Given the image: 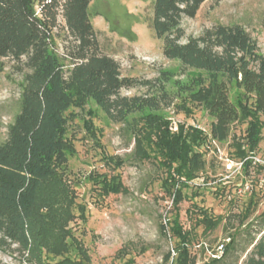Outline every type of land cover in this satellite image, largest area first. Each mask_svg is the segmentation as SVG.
<instances>
[{
	"label": "trees",
	"instance_id": "16d2710c",
	"mask_svg": "<svg viewBox=\"0 0 264 264\" xmlns=\"http://www.w3.org/2000/svg\"><path fill=\"white\" fill-rule=\"evenodd\" d=\"M92 1L0 0V57L13 59L23 73L20 111L0 143V248L28 254L31 264H83L69 256L73 243L82 259L89 260L68 228L74 219L85 218V209L59 173L74 152L66 136L73 110L85 112L94 103L111 121L122 123L136 137L134 155L157 160L167 172L176 205L184 198L183 188L206 170L213 139L225 143L236 123H246L244 144L249 148L235 144L245 159L246 149L255 151L263 127L257 114L264 111V52L257 41L239 24H218L182 43L183 18L195 17L206 0H154L151 25L164 42L165 57L180 61L184 74L197 72L187 82H178L179 94L199 100L211 124L209 132L184 124L173 131L168 119L152 115L148 126L136 131L133 114L157 112L162 103L174 102L166 89L171 78L162 72L164 81L159 82L157 94L122 95L123 89L153 85L122 75L120 63L101 52L91 19ZM86 125L96 133L91 120ZM251 163L248 158L244 165ZM100 183L106 194L121 189L120 182ZM201 213L199 224L205 230L216 229L224 218L203 208ZM171 223V227L161 224L160 229L181 243L172 264H195L188 248L190 233L183 230L178 214ZM228 238L223 256L204 264H238L239 250L245 255L242 264H264V211ZM171 258L168 252L166 261Z\"/></svg>",
	"mask_w": 264,
	"mask_h": 264
},
{
	"label": "rangeland",
	"instance_id": "374dc122",
	"mask_svg": "<svg viewBox=\"0 0 264 264\" xmlns=\"http://www.w3.org/2000/svg\"><path fill=\"white\" fill-rule=\"evenodd\" d=\"M153 1L93 0L90 13L101 52L120 63L122 75L153 85L150 89L144 85L123 89L124 96L157 94L159 82L164 81L162 72L171 78L166 89L174 102L170 106L162 103L163 109L157 112L133 114L131 121L136 131L147 127L150 116L155 115L168 119L173 131L184 124L209 132L211 118L200 101L179 94L178 82H187L197 72L184 74L180 61L165 57L164 42L156 37L151 25ZM218 24L243 26L264 52V0H206L195 17L183 18L185 35L181 42ZM64 32L66 28L61 30V36ZM65 63L68 68V61ZM22 82L20 65L0 57V143L6 140L8 127L20 111ZM232 96L235 98V92ZM73 111L75 116L68 123L66 136L74 152L59 173L85 209V218L74 219L68 228L87 251L89 260L82 259L69 239L73 243L71 258L83 264H172L181 243L171 232L162 233L160 226L171 227L178 214L183 230L190 233L188 248L195 264H204L211 261L218 245L227 242L229 233L244 230L264 211V111L257 114L263 127L255 151L247 150L249 146L244 144L247 124L236 123L227 142L208 145L206 170L183 188L184 198L178 205L174 203L173 187L166 183L167 172L157 160H140L134 155L136 137L127 133L122 123L111 121L94 103L85 112ZM88 120L93 122L96 133L88 129ZM239 142L247 148L245 159L235 145ZM248 158L252 163L246 166ZM101 180L120 182V191L106 194ZM201 208L224 217L216 229L205 230L199 224ZM168 252L172 258L166 261ZM239 253L238 264H242L245 255L240 250ZM45 256L43 248L42 258ZM27 257L17 250L0 248V264H31Z\"/></svg>",
	"mask_w": 264,
	"mask_h": 264
},
{
	"label": "built area",
	"instance_id": "2783aa9c",
	"mask_svg": "<svg viewBox=\"0 0 264 264\" xmlns=\"http://www.w3.org/2000/svg\"><path fill=\"white\" fill-rule=\"evenodd\" d=\"M211 143L217 144L218 142L213 139L211 141ZM242 165H243V162H241L240 166H242ZM228 169H232V165L231 164H228ZM228 241H229V238L227 239V242ZM224 247H225L224 243H221L220 245H218L216 251L214 253H212V258H217V259L221 258L223 256V254H224V249H225Z\"/></svg>",
	"mask_w": 264,
	"mask_h": 264
}]
</instances>
